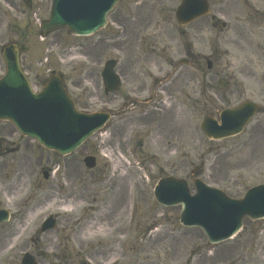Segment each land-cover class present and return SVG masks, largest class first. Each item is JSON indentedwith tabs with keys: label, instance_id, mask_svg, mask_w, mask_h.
I'll list each match as a JSON object with an SVG mask.
<instances>
[{
	"label": "rangeland",
	"instance_id": "obj_1",
	"mask_svg": "<svg viewBox=\"0 0 264 264\" xmlns=\"http://www.w3.org/2000/svg\"><path fill=\"white\" fill-rule=\"evenodd\" d=\"M34 1L29 10L20 0H0V50L7 43H16L29 76L47 69L60 73L83 112L111 110L117 114L107 125L105 140L95 136L66 160L51 151L40 148L37 153L33 146L22 145L17 158L0 166V184H14L17 188L11 203L6 193L1 199L6 208L23 215L24 221L15 219L12 233V227H4V237L9 240L14 236L16 228L28 222L29 210L40 208L39 215L29 220L28 228L17 240H7V256H0V264L16 263L9 256H20L16 245H24L26 231L36 233L35 239H39L34 246L38 260H53L52 256L69 247L65 239L59 240L61 236L83 233L87 225L84 218L93 214L86 213L83 218L82 211L92 206L105 211L106 220L101 222L104 226L98 231H106L105 241H110L106 244L115 241L119 264L235 263L228 260V242L211 249L200 230L179 225L178 208L157 205L151 194L156 182L169 176L186 179L190 188V180L197 176L232 197H240L250 186L264 183V22H247L245 12L237 11L222 18L225 22L226 18H240L239 25L231 30H222L218 25L213 28L210 16L179 29L174 12L180 0H122L109 16L108 26L100 32L73 37L59 30L42 40L37 23L47 17L50 0ZM232 1L236 4L235 0L229 4ZM212 13L216 14L214 10ZM127 17L136 18L127 28L126 37L116 38L121 30L117 24ZM197 28H201L200 38L195 36ZM186 47L206 59L212 57L211 69L207 70L201 60L199 71L183 66L180 59L185 57ZM108 59L117 60L115 71L122 78L118 92L105 93L102 87L100 72ZM41 60L44 66L39 64ZM193 66H197L196 61ZM3 70L0 53V77ZM194 73L199 74L193 78ZM229 87L234 95L226 98ZM214 92L221 94L223 104L207 99ZM152 95L148 104H138L139 99ZM244 99L260 105L245 133L222 141L206 139L199 127L201 120L231 105L230 101ZM1 128L15 139L10 125L0 123V131ZM22 143L26 142L21 140ZM102 144L113 159L122 161L114 174L102 161L93 171L82 163L83 157L94 155L93 147L101 149ZM18 159L21 165L14 164ZM53 162H57L55 166ZM50 167L51 176L44 179L42 173ZM81 187L86 193L78 192ZM112 191L114 200L118 199L113 220L108 204ZM74 192L80 195L72 196ZM121 195L126 197L124 212L119 211ZM71 197L80 199V203L66 208L65 202L72 201ZM85 199L90 201L83 202ZM129 200L133 205L130 212ZM50 214L58 216V226L40 236V223ZM244 238L248 245L243 254L248 255L252 245L256 248L257 241L264 239V220H245L242 231L230 242H242ZM42 242L52 246L42 250ZM26 243L32 246L28 240ZM25 247L21 250L25 251Z\"/></svg>",
	"mask_w": 264,
	"mask_h": 264
},
{
	"label": "water",
	"instance_id": "obj_2",
	"mask_svg": "<svg viewBox=\"0 0 264 264\" xmlns=\"http://www.w3.org/2000/svg\"><path fill=\"white\" fill-rule=\"evenodd\" d=\"M119 0H52L49 20L41 25L42 34L66 27L76 35H88L105 24L106 14ZM207 13L203 0H183L176 11L179 24L189 23ZM3 55L6 76L0 80V119H9L22 133L34 137L46 148L61 154L78 147L100 128L108 114L86 115L76 111L66 96L58 77L38 96L31 97L29 87L18 67L14 46L6 47ZM113 62L103 71L106 91L116 90L118 79L112 72ZM256 106L244 103L235 110L223 111L221 124L205 119L201 128L209 138L219 139L240 133L255 112ZM88 166L92 163L87 162ZM195 195L189 193L183 180L167 178L159 181L155 198L164 206L180 205L179 221L184 226L201 228L211 243L228 239L241 226L242 218L264 216V185L253 187L242 199L228 198L221 191L193 180Z\"/></svg>",
	"mask_w": 264,
	"mask_h": 264
},
{
	"label": "flooded vegetation",
	"instance_id": "obj_3",
	"mask_svg": "<svg viewBox=\"0 0 264 264\" xmlns=\"http://www.w3.org/2000/svg\"><path fill=\"white\" fill-rule=\"evenodd\" d=\"M231 1V0H230ZM227 2V0H225V2H221L220 0L216 3L213 4L214 6V10L216 13L218 14H227L229 13V11L233 14H235L238 10H244L245 9V18L247 19V21H249L250 19H255V20H259L262 18L260 11L257 9L258 7L256 6H251L248 3V0H235L236 4L232 1V5L229 4V2ZM237 4H242L243 7L241 6V8H234ZM231 6V9L230 7ZM236 21L238 22V19H236ZM216 22V21H215ZM200 25V23L198 24ZM217 25L216 23H213L212 26ZM222 28L224 29L225 25L221 24ZM200 29L201 28H197V30H195V36L197 38H200L199 33H200ZM229 29L231 30V28L229 27ZM199 32V33H198ZM187 55L188 57H194L195 55L192 54V52L189 50L187 51ZM212 58V57H211ZM199 61H200V57L199 55L197 56V65L199 66ZM197 69V68H196ZM226 94V98L227 96H232L231 93H229L228 91L225 93ZM213 95L215 96L212 97V99L210 98L211 101L213 102H219L221 104H223V100H222V96L220 93H216L214 92ZM214 99V100H213ZM231 104H235L236 102L230 101ZM11 138L10 134H7V132L5 130L0 131V151H2L3 149H7V145L5 144L8 141H5L4 139ZM28 146V145H27ZM26 146V147H27ZM96 149L95 147H93L92 153L95 152ZM1 153V152H0ZM94 156V155H93ZM95 157V156H94ZM96 159V157H95ZM97 160V159H96ZM3 187L0 186V193L3 191ZM81 191V190H80ZM82 192V191H81ZM114 198H115V194H113V191L111 192V196L110 199L108 201V204H111V220L114 219V214H116V210H115V206H114ZM1 201H0V208L1 206ZM103 213L99 212L97 215V224H100L101 222H103L105 220V217H102ZM107 221H110V218H107ZM2 225H0L1 227ZM6 234V231L3 230L2 228L0 229V256H2L3 254V250L5 248L4 245L7 244V238L8 237H4ZM27 240L31 241L32 246H30L28 243H26V241H24V245L21 244L18 246V248H22L23 246L25 247L26 244L27 248L26 249H30L32 254L34 255L36 253V251L34 250V246H37V241H39V239H35V237H32V235H29L28 237H26ZM65 239L66 242L68 243L69 241H71V245L68 248H64V249H68L67 252H64V249L60 250V254L59 255H55L52 263L51 264H88L85 262V260H87L89 263L91 264H119V258L117 257V252L118 251V247L115 244V241L112 240L110 244H106L108 242H104L101 241L99 239H94V240H90V238H82V236L79 233H72L70 236L68 235H63L60 237L59 240ZM55 242L57 243V235L54 238V244ZM247 245V242H240L237 243L235 245H232L229 249L231 251H229V257L228 260L235 262L233 264H254V262H258L259 264H264V241L258 242V244L256 245V248L254 249L252 247V252L248 255H244V246ZM52 243L49 244V242H42L40 249L43 250V248H47V247H51ZM76 246V247H74ZM39 249V250H40ZM119 252V251H118ZM38 259L39 256H37ZM15 261L17 262L19 260V257L15 256ZM40 263L42 264H48V260L46 258L39 260ZM16 264V263H15Z\"/></svg>",
	"mask_w": 264,
	"mask_h": 264
},
{
	"label": "bare ground",
	"instance_id": "obj_4",
	"mask_svg": "<svg viewBox=\"0 0 264 264\" xmlns=\"http://www.w3.org/2000/svg\"><path fill=\"white\" fill-rule=\"evenodd\" d=\"M116 167H117V166L114 165L112 171H115ZM8 187H9V189H10L11 191H8L7 198L10 199V198L12 197V195H15L14 192L17 191V188L15 187L14 184H10V185H8ZM121 197H122L123 199H122V204H121V206H120V208H119V211L124 212L125 209H126V207H127V205H125V203H124V199H126V197H123L122 195H121ZM69 204H70V203L65 204V205H66V208H69V207H70ZM75 204H78V202H76ZM113 204H114L115 207H117L118 199H115ZM38 211H40V208L32 209V211H31V215H35ZM23 229H24V226H23L22 228H19V232L22 231ZM86 231H93L92 226L89 225V226L86 228Z\"/></svg>",
	"mask_w": 264,
	"mask_h": 264
}]
</instances>
